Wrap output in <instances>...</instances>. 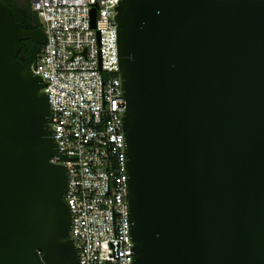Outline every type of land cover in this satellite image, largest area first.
Instances as JSON below:
<instances>
[{"label":"water","instance_id":"water-1","mask_svg":"<svg viewBox=\"0 0 264 264\" xmlns=\"http://www.w3.org/2000/svg\"><path fill=\"white\" fill-rule=\"evenodd\" d=\"M116 11L132 264H264V0ZM25 22L0 0V264H77L49 97L18 57L46 35Z\"/></svg>","mask_w":264,"mask_h":264},{"label":"built area","instance_id":"built-area-1","mask_svg":"<svg viewBox=\"0 0 264 264\" xmlns=\"http://www.w3.org/2000/svg\"><path fill=\"white\" fill-rule=\"evenodd\" d=\"M120 1L30 0L46 35L30 70L43 78L49 97L57 143L51 162L68 170L77 264L133 261L115 22Z\"/></svg>","mask_w":264,"mask_h":264},{"label":"flooded vegetation","instance_id":"flooded-vegetation-1","mask_svg":"<svg viewBox=\"0 0 264 264\" xmlns=\"http://www.w3.org/2000/svg\"><path fill=\"white\" fill-rule=\"evenodd\" d=\"M22 5L25 6V12H26V22L24 23V29L32 30L37 28H42L40 21L38 17L36 16L35 12L32 10V8H29L26 6V0H20ZM22 48L19 52L20 57L23 58V63L26 66L30 67L36 63V60L40 53L42 52L44 48V44L41 43H35L30 39L21 41ZM35 56L36 58H32V56Z\"/></svg>","mask_w":264,"mask_h":264},{"label":"trees","instance_id":"trees-1","mask_svg":"<svg viewBox=\"0 0 264 264\" xmlns=\"http://www.w3.org/2000/svg\"><path fill=\"white\" fill-rule=\"evenodd\" d=\"M14 11H20L22 12L25 16L27 15L25 12V6L22 5V3L20 2V0H4ZM26 6L31 8V3L30 0H26ZM20 57V54L18 56ZM25 70L29 69V66L24 65Z\"/></svg>","mask_w":264,"mask_h":264},{"label":"rangeland","instance_id":"rangeland-1","mask_svg":"<svg viewBox=\"0 0 264 264\" xmlns=\"http://www.w3.org/2000/svg\"><path fill=\"white\" fill-rule=\"evenodd\" d=\"M21 2V1H20Z\"/></svg>","mask_w":264,"mask_h":264}]
</instances>
